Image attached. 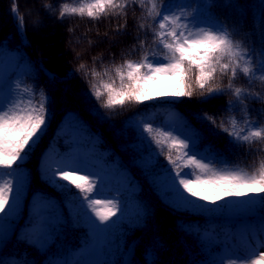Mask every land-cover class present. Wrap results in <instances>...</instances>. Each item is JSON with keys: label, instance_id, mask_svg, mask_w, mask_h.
I'll list each match as a JSON object with an SVG mask.
<instances>
[{"label": "trees", "instance_id": "1", "mask_svg": "<svg viewBox=\"0 0 264 264\" xmlns=\"http://www.w3.org/2000/svg\"><path fill=\"white\" fill-rule=\"evenodd\" d=\"M61 2L0 0V47L22 50L29 56L36 67L33 83L46 90L52 98L50 126L26 162L29 178L26 203L29 206L41 196L55 202L57 215L45 223L51 230L52 238L48 243L53 241V237H59L55 241L56 247L47 256L30 249L18 233L6 243L4 251H14L24 259L31 258L41 264H46L47 259L56 261L66 257L83 247L101 251L105 256L104 264L117 259L134 260L135 264H149L153 260L158 264H221L225 258L234 256L236 244L232 232L235 226L264 224L261 198H251L246 210L237 211V217H231V209L237 205L235 200L214 206L181 202L176 198L180 206L189 209L174 211L161 200L150 177L140 167L142 159L158 151V146L142 141L133 124L145 120L159 130L172 129L166 117L177 109L186 125L198 134L200 146L212 147L223 161L250 173L259 166L260 154L229 144V137L219 125L225 121V126H230L227 122L234 115L238 127H244L245 117H255L264 126V104L250 100L247 111L237 106L234 111L222 112L224 101L233 99L231 95L205 103L197 91L192 98L184 97L174 102H167L171 98H166L141 105L126 104L113 110L101 108L89 94L95 80L88 73L93 69L102 72L126 59L139 60L137 54L129 53L134 37L143 35L139 31L142 12L139 8L129 7L127 15L105 16L99 20L72 16L61 20L57 7ZM64 2L75 3V0ZM14 5L17 9L15 15L12 12ZM45 5L51 7L46 8ZM208 11L249 49L264 47V0H209ZM16 16L22 19L23 32H18ZM48 36L55 40L47 48L44 41ZM80 65L84 68L81 69ZM49 74L56 79L51 80ZM110 75L114 77V73ZM234 86L259 93L264 98V82L254 80L249 84L247 78L238 77ZM204 114L214 116L216 124L203 120ZM70 115L81 120L84 128L92 133L93 143L106 151V158L125 175L117 198L122 203V215L107 228L97 226L86 214H82L79 223H74L73 212L70 221L72 205L68 203L69 193L42 178L40 164L43 155H56L68 149V132L64 131V125ZM256 147L258 145H253ZM175 155L173 153V158ZM166 156L165 149L164 154L155 157L156 171L169 167ZM145 210L147 215L138 217L137 214ZM32 214H26L19 227L28 225ZM205 231L210 232L209 236L203 235ZM98 241L103 243L95 246ZM48 243L42 247L47 248ZM118 245L124 253L122 257H118Z\"/></svg>", "mask_w": 264, "mask_h": 264}, {"label": "snow or ice", "instance_id": "2", "mask_svg": "<svg viewBox=\"0 0 264 264\" xmlns=\"http://www.w3.org/2000/svg\"><path fill=\"white\" fill-rule=\"evenodd\" d=\"M57 7L61 20L72 16L99 20L105 16L127 15L129 7L139 8L142 12L139 31L143 35L134 37L129 53L137 54L139 60L126 59L102 72L93 69L88 73L95 80L89 94L101 108L113 110L126 104L141 105L166 98H171L167 102H174L184 97L192 98L197 91L205 103L231 95L233 99L224 101L222 112L234 111L237 106L247 111L250 100L264 104L259 93L234 86L238 77L247 78L249 84L254 80L264 82V47L249 49L225 25L211 19H207L208 23H197L195 17L199 5L174 3L172 0H139V3L137 0H75V3L62 0ZM16 11L14 5V15ZM16 19L18 32H23L22 19L18 16ZM80 68L83 69L84 65ZM110 73H114V77ZM49 78L56 79L52 74ZM19 89V84L15 85V90L13 86L11 98L0 104V223L12 220L21 196L18 177L47 133L53 117L52 98L46 90L25 88L23 92H31V95H21ZM202 119L216 124L214 116L204 114ZM243 122L244 127H238L233 115L227 122L230 126L221 121L219 127L227 134L232 146L260 154L259 166L250 173L218 159L212 147L207 153L198 152L199 136L194 130H159L145 120L133 124L142 141L158 146V151L142 159L140 167L168 207L174 211L189 209L180 206L176 198L181 202L216 206L228 200L248 201L252 197L261 198L264 206V143H261L264 142V126L250 117H245ZM253 145L258 147L253 148ZM165 149L169 167L158 172L154 159L164 154ZM40 168L46 182L69 193L70 221L73 212L74 223H79L82 214H86L97 226L107 228L122 215L121 201L116 197L101 198L100 176L86 170L78 158L46 153ZM45 205L44 197H39L32 220L27 225L24 243L37 254L47 256L56 247L55 241L59 237H53L48 243L51 230L44 221ZM137 215H147V212ZM45 243H48L47 248L42 247ZM243 246V256L227 257L221 264H264V227L247 237ZM117 254L118 257L124 255L119 245ZM0 264H33V261L6 259L0 252ZM35 264L41 262L35 261ZM46 264L60 262L47 259ZM109 264L135 262L117 259ZM149 264L158 262L153 260Z\"/></svg>", "mask_w": 264, "mask_h": 264}, {"label": "rangeland", "instance_id": "3", "mask_svg": "<svg viewBox=\"0 0 264 264\" xmlns=\"http://www.w3.org/2000/svg\"><path fill=\"white\" fill-rule=\"evenodd\" d=\"M207 0H177L172 1L174 3L192 4L193 6L199 5L195 20L197 23H208L207 19H211L208 15L206 8ZM212 20V19H211ZM214 21V20H212ZM216 22V21H215ZM42 32L46 33V30ZM54 38L48 36L44 41L45 45L52 46ZM36 72L34 61L28 57L22 50H13L5 47H0V104H3L7 99L12 96V88L15 85H20L21 95H31V92L24 93L23 89H32L37 87L33 83V76ZM173 129L180 131L193 130L185 125L180 113L178 111H172L167 116ZM187 126V127H185ZM64 131L68 132V149L65 152L58 153L59 155L72 156L79 159V162L86 170L96 173L101 178V193L100 197L113 198L118 197L119 189L122 187L124 173L117 171V166L110 159H107L105 152L99 148L97 144H93L94 137L89 130H86L78 118L75 115H70L67 118V122L64 125ZM197 151L200 153H207L208 148L198 146ZM219 167V165H217ZM83 174V173H81ZM28 169L25 165V169L21 170L18 177V186L21 190V196L19 200V206L13 212V218L9 223H0V252H3L6 259H18L25 260L19 257L15 252L4 251L6 242H8L14 235L15 231L18 235L24 236L27 231V227L18 228L23 217L27 213H33L35 210L36 200L27 207L26 203V181H27ZM236 206L232 207L231 215L235 216L239 209L243 210L246 207L248 201L235 200ZM46 205L43 208L44 221H49L51 217L57 215L56 204L53 200L45 199ZM234 202V201H233ZM255 234L249 226L241 225L234 229L233 239L236 242L237 254L236 256H243L245 249L243 241L250 235ZM51 240V235L48 236V242ZM98 244H101L99 242ZM33 261L32 259H27ZM104 256L101 252H96L91 248H81L74 250L68 257L58 258L60 264H103ZM33 264L34 261H33Z\"/></svg>", "mask_w": 264, "mask_h": 264}]
</instances>
